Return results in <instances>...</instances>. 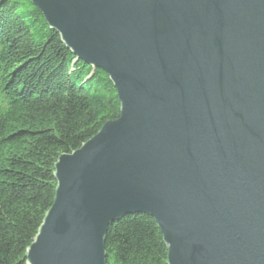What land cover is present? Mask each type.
<instances>
[{"label":"water","instance_id":"obj_1","mask_svg":"<svg viewBox=\"0 0 264 264\" xmlns=\"http://www.w3.org/2000/svg\"><path fill=\"white\" fill-rule=\"evenodd\" d=\"M120 114L59 156L26 264H107L146 214L168 264H264V0H31Z\"/></svg>","mask_w":264,"mask_h":264},{"label":"trees","instance_id":"obj_2","mask_svg":"<svg viewBox=\"0 0 264 264\" xmlns=\"http://www.w3.org/2000/svg\"><path fill=\"white\" fill-rule=\"evenodd\" d=\"M120 114L111 77L81 59L31 0H0V264L26 252L53 204L55 164ZM107 264H168L156 221L109 227Z\"/></svg>","mask_w":264,"mask_h":264}]
</instances>
